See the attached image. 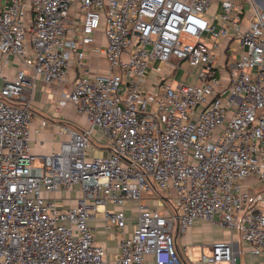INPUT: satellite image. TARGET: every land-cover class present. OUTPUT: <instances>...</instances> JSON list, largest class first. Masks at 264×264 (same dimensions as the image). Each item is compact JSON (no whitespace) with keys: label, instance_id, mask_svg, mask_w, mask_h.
<instances>
[{"label":"built area","instance_id":"1","mask_svg":"<svg viewBox=\"0 0 264 264\" xmlns=\"http://www.w3.org/2000/svg\"><path fill=\"white\" fill-rule=\"evenodd\" d=\"M98 32L108 68L93 72L85 46ZM156 60L187 65L184 79L149 83ZM39 76L69 84L59 106L91 123L63 126L68 139L40 156ZM94 126L110 155L89 154ZM156 188L169 210L145 202ZM97 214L117 227L118 253L97 242ZM196 219L231 238L189 264H239L238 240L264 256V0H0V264H186L176 236Z\"/></svg>","mask_w":264,"mask_h":264},{"label":"crops","instance_id":"2","mask_svg":"<svg viewBox=\"0 0 264 264\" xmlns=\"http://www.w3.org/2000/svg\"><path fill=\"white\" fill-rule=\"evenodd\" d=\"M106 38L102 32H98L94 42L85 46L86 65L87 68L96 71H105L108 68L107 61L103 52H96V45H105ZM14 67L22 66V62L15 58L13 59ZM163 66V70L159 72L156 67ZM10 73H13V67L8 68ZM77 74L76 70L70 71V79H73ZM169 65H164L159 60H156L148 70L147 79L149 83L158 81L161 77L168 75L174 81L182 80L173 78ZM192 81V78H188ZM69 84H62L57 81L48 82L43 77L39 76L35 79L33 88V99L31 109L33 118L30 124V148L31 151L40 156L49 153L53 150H59L62 141L68 139L69 134L62 130L63 126H77L81 129L91 127L90 121L86 116L79 112L76 107L67 103L59 106L61 93L69 89ZM47 120V125H42V121ZM92 147L89 149L91 156H105L111 154V149L108 145L107 135L99 126H94L91 133ZM51 197H55L60 204H67L68 201L63 199L65 193H48ZM74 196V194L72 195ZM146 203L154 205L152 199L146 198ZM112 207V205H110ZM133 206H126V211L129 216L127 219V231L131 232L135 224V210ZM134 211V212H133ZM88 223L96 231V239L99 244L106 245L110 255L119 252L117 227L107 228L101 214H97L88 220ZM236 236V235H235ZM231 238L229 230L224 229L217 223H211L202 219H196L194 224L188 231L182 235L176 236V246L180 248L184 255L185 261L191 263V258L195 257V250H205L210 247V243L215 240H228ZM237 238V237H236ZM240 254L239 264H264V256L250 252L247 243L238 240ZM187 247V248H185Z\"/></svg>","mask_w":264,"mask_h":264},{"label":"rangeland","instance_id":"3","mask_svg":"<svg viewBox=\"0 0 264 264\" xmlns=\"http://www.w3.org/2000/svg\"><path fill=\"white\" fill-rule=\"evenodd\" d=\"M182 67L184 68V69H186L187 68V65L185 66V64H183L182 65ZM183 68H180V69H178V71H177V73H175L174 75H173V78H176V79H180V78H182L183 77V79H184V69ZM192 77V76H191ZM142 196L144 197V198H148V199H152L153 197H158L159 198V200L162 202V205L163 206H165V208L166 209H170V205L167 203H165L164 202V200H165V197H168L169 195H168V192H166V191H163V190H161V189H159V188H156V189H153L152 191H150V192H145V191H143L142 192ZM145 200V199H144ZM145 202H146V200H145ZM134 212V211H133ZM206 253L207 254H209L211 251H210V249L209 248H207L206 250ZM194 255H195V257L196 258H199L200 256H201V251L200 250H195L194 251Z\"/></svg>","mask_w":264,"mask_h":264},{"label":"water","instance_id":"4","mask_svg":"<svg viewBox=\"0 0 264 264\" xmlns=\"http://www.w3.org/2000/svg\"><path fill=\"white\" fill-rule=\"evenodd\" d=\"M177 249H178V252H179L180 257L185 261L184 255H183V253L181 252L180 248L177 247ZM185 262H186V261H185ZM186 264H188V263L186 262Z\"/></svg>","mask_w":264,"mask_h":264}]
</instances>
